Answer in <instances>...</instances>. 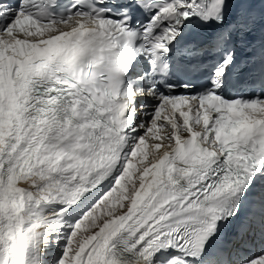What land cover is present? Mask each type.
Returning a JSON list of instances; mask_svg holds the SVG:
<instances>
[{"label":"snow or ice","instance_id":"obj_1","mask_svg":"<svg viewBox=\"0 0 264 264\" xmlns=\"http://www.w3.org/2000/svg\"><path fill=\"white\" fill-rule=\"evenodd\" d=\"M0 264H264V0H0Z\"/></svg>","mask_w":264,"mask_h":264}]
</instances>
